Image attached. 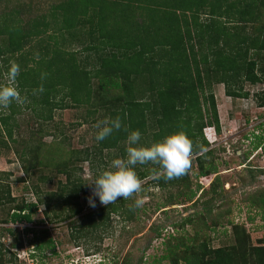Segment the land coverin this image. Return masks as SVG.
<instances>
[{"label": "trees", "instance_id": "obj_1", "mask_svg": "<svg viewBox=\"0 0 264 264\" xmlns=\"http://www.w3.org/2000/svg\"><path fill=\"white\" fill-rule=\"evenodd\" d=\"M25 8L30 9L4 5L0 11V77L6 72L14 80L12 88H1L0 150H9L10 142L22 144L15 153L27 178L32 169L38 170L40 182L51 181V175L41 174L45 169L64 175L43 196L32 186L34 201H16L0 182V208H7L0 222L24 225L22 230L0 229L12 236V248L21 245L17 233L30 235L31 259L55 252L47 230L34 226L39 205L40 223L80 214L76 199L87 185L80 175L82 162L94 171L93 162H102L114 150L110 158L122 159L123 178L166 190L162 204L191 201L200 187L191 186V163L197 167L196 177L217 171L213 161L206 160L212 150L205 131H220L213 86L221 84L227 97L246 98L243 84L259 82L263 88L254 97L257 106H264V0H57L33 16L26 15ZM19 94L29 100L31 119L38 121L36 133L51 136L50 144L31 134L26 140L14 136ZM69 107L83 108L82 121L97 123L91 150L63 152L53 147L62 135L58 125L48 128L53 110ZM261 133L253 148L264 152V124ZM179 151L192 160L182 161ZM127 168L132 174H126ZM102 171L93 172L90 185L105 202L69 222L68 237L74 242L100 236L110 214L134 218V208L124 204L133 190L110 199L126 184L117 186V175L105 173L104 167ZM219 186L215 176L192 202L202 208L173 224L174 229L192 225V234H169L161 259L168 264H264V191L245 199L260 216L255 229L261 236L254 243L245 225L229 218L231 208L223 206ZM219 225L230 226L232 242L212 247L205 231ZM0 264H19L1 242Z\"/></svg>", "mask_w": 264, "mask_h": 264}, {"label": "rangeland", "instance_id": "obj_2", "mask_svg": "<svg viewBox=\"0 0 264 264\" xmlns=\"http://www.w3.org/2000/svg\"><path fill=\"white\" fill-rule=\"evenodd\" d=\"M57 0H0V11L6 5L7 8L17 4L28 5L30 9L25 8L26 15L43 13L50 4ZM30 10V11H29ZM78 48V47H77ZM2 69V62H0ZM7 84L14 86L13 78L6 72H2L0 77V110L4 105L1 88ZM263 85L259 82L254 84L244 83L243 89L248 91L246 98H230L224 95L221 84H216L212 88L215 99L216 110L220 125V131L214 133L212 128L206 129V137L209 140L208 149L211 148V155L206 156V160L211 159L216 166V173L209 177H196L197 167L194 162L188 172L191 186L194 189L195 184L200 187L194 192L191 201H178L173 204H162L166 190H160L153 186H142V182H133L131 178H123L121 174L125 171L121 169L122 159L120 157L110 158L116 151H108L101 161L93 162L94 171H91L87 162H82L81 178L87 180L86 190L78 193L76 201L81 206L80 214L71 218L55 221L53 223L39 222L42 218L43 206L39 205L37 214L34 216V223L37 229H46L48 235L54 241L55 252H44L42 255H35L31 259L30 252L32 247L28 244L30 235L17 233L21 245L18 248L11 247L12 236L7 231L0 229V242L4 247L16 254L19 264H168L167 259H161L162 253L166 250V237L169 234L175 236H190L192 234V225L185 224L182 229H174L173 224L179 222L197 210H200V202L193 206L192 202L199 196L202 189L208 188V183L218 176L220 186L217 188L224 205L231 208L229 218L233 223H242L249 231L252 241L257 242L261 236L259 229L255 227L261 224L260 216L253 209H249L245 202L246 196L255 195L260 190L264 191V152L262 148H253L257 141L256 136H261V129L264 124V106L256 105L254 94L259 92ZM15 103L19 106V113L16 115L15 128L16 133L25 140L30 134L36 140L40 139L45 144H50L51 136H44L36 133L37 120L31 119V112L27 107L29 100L24 95H15ZM3 103V105H2ZM6 111V109H4ZM85 112L81 107H69L65 109H54L52 122L48 123V128L53 130V125H58L62 129V135L57 141L52 142L59 151L82 150L95 144L97 123L82 121ZM80 123V125H77ZM49 131V129H48ZM54 132V131H53ZM57 132V131H56ZM42 138V139H41ZM264 143L262 140L261 145ZM10 144V149L2 148L0 155V172H7L8 175L0 174V182L7 184L8 193L14 196L16 201L21 198L26 201H34V191L32 186L36 185L39 194L43 196L45 192L55 189V180H64V175L52 170H42V175H51V181L40 182L38 180L39 172L32 169L30 177L24 175L16 155L22 144L16 142ZM52 146V145H51ZM50 147H48L49 149ZM55 149V148H54ZM182 161L193 158L185 151H179ZM105 164H104V163ZM116 174L113 180L117 186L121 183L126 184V188L118 194L112 195L110 199L118 195L128 193L125 205L134 208V218L124 220L125 214H110V222L100 233V236L93 235L88 240L79 239L72 241L68 237L69 222L83 213L89 212L105 202L100 194L91 187V181H94L93 172H103ZM126 174H132L127 168ZM2 195L5 200L8 199L7 193ZM202 199V198H201ZM219 201L216 202L218 204ZM250 207V206H249ZM7 208H0V218L5 217ZM247 215L252 216V221L248 222ZM211 224L212 218H207ZM27 226H30L29 224ZM0 227H13L22 230L23 224L5 225L0 222ZM177 230V231H176ZM21 232V231H20ZM206 238L209 239V245L212 247L226 246L232 242L229 225H219L214 230L205 231ZM159 234V235H158ZM175 241L172 240L173 244Z\"/></svg>", "mask_w": 264, "mask_h": 264}]
</instances>
